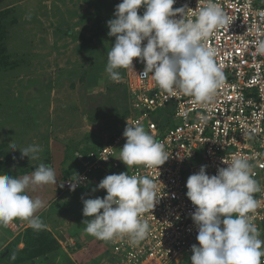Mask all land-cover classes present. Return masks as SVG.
I'll return each instance as SVG.
<instances>
[{
    "label": "rangeland",
    "instance_id": "374dc122",
    "mask_svg": "<svg viewBox=\"0 0 264 264\" xmlns=\"http://www.w3.org/2000/svg\"><path fill=\"white\" fill-rule=\"evenodd\" d=\"M120 2L0 0V174L30 175L45 163L57 180L27 193L44 201L35 215L45 229L20 219L0 226V264H116L103 241L83 232L82 198L106 194L96 190L104 177L70 194L60 185L80 171L76 154L108 141L129 116L124 69L118 83L105 71L115 43L107 22ZM30 145L39 159L21 158Z\"/></svg>",
    "mask_w": 264,
    "mask_h": 264
},
{
    "label": "clouds",
    "instance_id": "9594fccd",
    "mask_svg": "<svg viewBox=\"0 0 264 264\" xmlns=\"http://www.w3.org/2000/svg\"><path fill=\"white\" fill-rule=\"evenodd\" d=\"M174 3L175 0H121L114 18L107 22L108 36L115 37V43L107 53L105 71L112 82L118 83L122 77L117 70L134 71L133 60L137 59L145 65L136 74L140 79L151 76L166 94L179 93L197 103L209 102L223 86L225 77L215 62V49L207 47L206 41L225 26L227 15L215 0H205L198 11L187 5L174 9ZM142 6L143 15H138ZM177 16L180 19H175ZM144 41L147 43L142 47ZM253 55L264 56V39L256 41ZM126 123V143L119 150V160L128 169L142 165L155 169L160 176L159 167L170 158L164 144L141 124ZM9 147L17 150L13 142ZM19 151L21 158L36 160L41 149L30 145ZM225 164L227 167L219 168L213 176L206 174V165L201 166L187 179L186 196L195 206L191 219L198 229L191 264H262L264 240L259 238L253 222L259 203L254 194L261 188L253 178V165L239 156ZM84 179L75 174L67 182L70 191L74 192ZM55 184V171L45 163L30 175L0 174V226L20 219L34 230L45 229L47 226L35 215L45 203L27 193ZM96 190L107 194L103 198H82L84 234L100 241L126 236L131 245L143 241L149 234V222L142 217L159 202L157 183L148 176L122 172L103 178Z\"/></svg>",
    "mask_w": 264,
    "mask_h": 264
},
{
    "label": "built area",
    "instance_id": "2783aa9c",
    "mask_svg": "<svg viewBox=\"0 0 264 264\" xmlns=\"http://www.w3.org/2000/svg\"><path fill=\"white\" fill-rule=\"evenodd\" d=\"M215 2L226 13L227 23L206 41L207 47L215 49V62L225 77L212 100L197 103L186 95L162 92L151 76L140 79L136 75L145 65L134 59V71L124 69L129 89V116L124 125L105 143L77 153L81 169L63 182V193L68 194L73 191L67 182L75 174L86 179L74 192L89 183L97 184L92 178L95 174L105 178L123 172L148 176L157 183L159 202L142 217L149 222L147 237L137 245H131L126 236L103 241L116 264L191 263L198 229L191 219L195 206L186 196L187 179L205 165L207 175H216L235 156L253 165V178L261 188L254 194L259 203L253 222L259 238L264 239V56L253 55L256 41L264 39V0ZM184 5L198 11L205 0H175L173 8ZM146 43L142 42V47ZM126 121L129 125L141 124L164 144L170 158L159 167L160 176L155 169L142 165L128 169L119 160V150L126 143Z\"/></svg>",
    "mask_w": 264,
    "mask_h": 264
},
{
    "label": "trees",
    "instance_id": "16d2710c",
    "mask_svg": "<svg viewBox=\"0 0 264 264\" xmlns=\"http://www.w3.org/2000/svg\"><path fill=\"white\" fill-rule=\"evenodd\" d=\"M92 148H93V147H92ZM92 148H91V149H92ZM84 152H85V151H84Z\"/></svg>",
    "mask_w": 264,
    "mask_h": 264
}]
</instances>
